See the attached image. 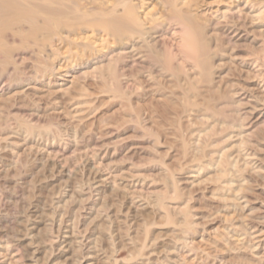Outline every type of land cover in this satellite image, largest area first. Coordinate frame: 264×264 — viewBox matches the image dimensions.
I'll list each match as a JSON object with an SVG mask.
<instances>
[{
	"label": "rangeland",
	"instance_id": "obj_1",
	"mask_svg": "<svg viewBox=\"0 0 264 264\" xmlns=\"http://www.w3.org/2000/svg\"><path fill=\"white\" fill-rule=\"evenodd\" d=\"M42 2L0 36V264H264V0Z\"/></svg>",
	"mask_w": 264,
	"mask_h": 264
},
{
	"label": "bare ground",
	"instance_id": "obj_2",
	"mask_svg": "<svg viewBox=\"0 0 264 264\" xmlns=\"http://www.w3.org/2000/svg\"><path fill=\"white\" fill-rule=\"evenodd\" d=\"M36 1V3H35ZM49 2L53 5H63V0H33V2H29L28 0H24L22 5L23 6H17L12 8V12L10 16H8V20L1 18L0 19V36L4 37L6 30L10 29L12 26H22V24H28L29 26L27 33H30V35L36 37L38 33L42 34L43 32H47V30L50 29L51 23L54 25L55 18L58 16H66V14L61 11L59 8H50L47 6H44L41 4V2ZM40 2V3H39ZM42 2V3H43ZM5 5H13L14 3L12 1H8L7 3H2L0 5V11L1 13L4 12L2 9ZM52 17V19L50 17ZM38 23H41V26H38ZM105 26L110 30V32H113L116 28L117 24L115 20H109L104 22ZM116 24V25H115ZM62 25V24H60ZM60 25L58 27L53 26L54 29H51L48 32H53L56 29L60 28ZM35 40V39H34ZM33 44L36 46L38 45L37 41H33Z\"/></svg>",
	"mask_w": 264,
	"mask_h": 264
}]
</instances>
